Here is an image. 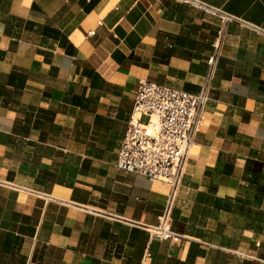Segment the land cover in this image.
Wrapping results in <instances>:
<instances>
[{"label": "crops", "instance_id": "obj_1", "mask_svg": "<svg viewBox=\"0 0 264 264\" xmlns=\"http://www.w3.org/2000/svg\"><path fill=\"white\" fill-rule=\"evenodd\" d=\"M200 1L233 21L170 201L117 156L139 80L198 93L221 21L173 0H0V264H264V0Z\"/></svg>", "mask_w": 264, "mask_h": 264}, {"label": "built area", "instance_id": "obj_2", "mask_svg": "<svg viewBox=\"0 0 264 264\" xmlns=\"http://www.w3.org/2000/svg\"><path fill=\"white\" fill-rule=\"evenodd\" d=\"M173 1L192 6L222 23L218 38L213 43L214 53L208 59V75L196 94L145 79L139 80L134 107L116 163L122 171L170 185V201H173L182 185L184 163L196 131L202 124L204 109L211 99L210 83L221 55L226 25L233 21L232 17L200 0ZM170 212L168 207L159 223L149 227L153 238L167 241L177 235L172 227Z\"/></svg>", "mask_w": 264, "mask_h": 264}, {"label": "rangeland", "instance_id": "obj_3", "mask_svg": "<svg viewBox=\"0 0 264 264\" xmlns=\"http://www.w3.org/2000/svg\"><path fill=\"white\" fill-rule=\"evenodd\" d=\"M146 121H147V118L144 119V122H146Z\"/></svg>", "mask_w": 264, "mask_h": 264}]
</instances>
